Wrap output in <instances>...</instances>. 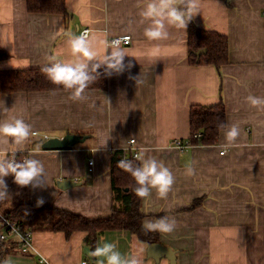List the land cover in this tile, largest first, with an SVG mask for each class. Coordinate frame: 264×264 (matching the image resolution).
<instances>
[{"label":"crops","instance_id":"0c3cea01","mask_svg":"<svg viewBox=\"0 0 264 264\" xmlns=\"http://www.w3.org/2000/svg\"><path fill=\"white\" fill-rule=\"evenodd\" d=\"M143 3L66 0L69 14L64 15L30 11L27 0H0V48L9 54L0 59V69L72 59L68 34L80 35L84 28L91 29L89 35L100 55L110 52L104 44L112 37L132 36L130 44H121L131 55L124 58L125 69L109 76L107 89L87 88L79 100L67 90L2 95L0 119L23 118L32 132L38 131V137L30 135L18 151H29V158L40 160L45 170L36 178L35 188L12 185L10 199L53 205L90 218L110 216L112 152L137 150L163 161L175 178L166 198L153 189L142 200V210L143 222L165 216L176 220L172 233L159 232V242L176 251L177 264H264V107L246 101L249 95L264 97V0H200L195 22L229 38V61L220 68L189 63L188 25L166 24L167 40L148 41L144 28L149 21L140 15ZM149 48L158 52L149 54ZM219 101L227 108V126L218 141L178 150L175 139L189 140L191 135V105ZM233 124L240 135L229 144L223 132ZM68 132L87 139L70 149L43 148L44 135L39 134L61 137ZM17 148L11 138L6 147L0 143V159ZM60 179L80 183L62 188ZM199 198V204L189 208ZM41 199L44 202L38 204ZM87 235L84 230L70 236L63 231L33 230L35 249L24 254L9 243L12 249L4 261L97 262L84 251L85 246L92 249ZM101 237L115 243L122 256L136 255L143 264H171L166 256L160 260L149 256V244L136 233L112 229L97 241ZM41 257L47 261L40 262Z\"/></svg>","mask_w":264,"mask_h":264},{"label":"trees","instance_id":"16d2710c","mask_svg":"<svg viewBox=\"0 0 264 264\" xmlns=\"http://www.w3.org/2000/svg\"><path fill=\"white\" fill-rule=\"evenodd\" d=\"M27 6L30 11L69 14L66 0H27ZM187 23L190 64H213L220 68L229 61V38L226 34L202 27L195 22L193 17ZM7 57H9L7 50L0 48V59ZM43 67L45 66L0 69V98L3 94L14 91L65 90L62 86L54 85L47 79L45 73L41 71ZM105 68L100 67L98 72L92 73L95 80L87 88L107 89L109 87V75L105 72ZM190 125L191 135L189 137L193 144L216 143L221 130L227 126L225 103L219 101L213 104H192ZM199 132L201 134L196 135ZM24 157L29 158V151L8 153L3 159L14 158L21 161ZM125 157L132 160L134 166L140 163L134 159L132 153L124 149L112 152L113 209L110 216L90 218L53 205L36 206L27 199H10V187L17 185L11 175L5 177L8 186L7 195L0 199V210L33 230L63 231L67 236L78 230L87 231V242L92 249L96 246L98 237L112 229H123L136 233L147 244L159 242V231H146L142 227L143 199L134 192L137 185L131 174L118 167V162ZM0 190H3L2 186ZM200 200V198L195 200L189 208L199 204ZM11 249L9 243L0 242V264L4 261L5 254Z\"/></svg>","mask_w":264,"mask_h":264},{"label":"clouds","instance_id":"9594fccd","mask_svg":"<svg viewBox=\"0 0 264 264\" xmlns=\"http://www.w3.org/2000/svg\"><path fill=\"white\" fill-rule=\"evenodd\" d=\"M200 10V0H144L140 10L143 20L149 21L144 28V36L148 41H163L168 39L167 25L176 28H186L187 21ZM187 18V19H186ZM131 37L123 36L113 39L110 43L105 42L104 46L109 51L100 55L94 44V38L90 37L89 32L85 31L80 35L68 34L66 44L71 50L72 59L54 60L50 65L41 69L52 84L62 86L67 90L74 100L82 98L85 89L95 80L92 73L98 72L101 66H106L107 75L120 73L125 69L124 58L129 55L122 43H129ZM149 54L158 52V48H149ZM19 66V65H14ZM24 66H28L27 62ZM131 62L128 66L131 68ZM246 101L255 108L264 107V97L249 95ZM7 111V109H5ZM223 127V126H221ZM31 125L23 118L12 117L10 119H0V143L6 146L11 142L18 146V150L32 135ZM224 139L233 143L240 135L239 127L235 124L230 125L223 132ZM221 155H224L221 152ZM134 159L140 161L139 165L134 166L132 160L121 159L118 167L131 174L136 182L134 188L135 194L146 199L151 195L153 189L156 190L160 198H166L174 184L175 178L169 167L165 166L163 161L151 156L137 154ZM43 163L36 158H25L21 161L15 159H0V199L7 195V184L5 177L13 176L14 183L17 185L37 187L35 180L44 174ZM189 175L192 169L187 170ZM44 201L41 199L38 204ZM142 227L146 231H159L162 234H170L176 228V220L168 217H161L156 220H144ZM92 258L97 259V264H143L140 257L136 255L122 256L117 250L115 243L107 242L101 237L94 249L88 251ZM2 264H11L5 260Z\"/></svg>","mask_w":264,"mask_h":264},{"label":"built area","instance_id":"2783aa9c","mask_svg":"<svg viewBox=\"0 0 264 264\" xmlns=\"http://www.w3.org/2000/svg\"><path fill=\"white\" fill-rule=\"evenodd\" d=\"M85 31L90 32L91 29L84 28L81 34ZM123 36L131 37V41H132L131 34L126 33V34H120V35L112 37L110 42L113 39H116L118 37H123ZM131 41L129 43H122V44H126V45L130 44ZM32 133L36 135L38 134V131L34 130ZM200 134L201 133L199 132L196 135L199 136ZM48 138H49V135L44 134L43 141H45ZM134 142H135L134 138L130 139L129 141L130 148L134 147L133 146ZM175 145L178 148V150L184 151L185 149L191 147L193 143L191 142L190 138L189 140L176 138ZM226 151H227L226 148L221 150V152L223 153H225ZM137 154H139V152L137 150H133L132 156L135 157ZM25 158L27 157H24V159ZM124 159H127V157H125ZM93 161L94 160L91 158L90 162L93 163ZM0 242L12 243L18 248V250L21 253H24V254L30 253L31 251L35 249L33 230L27 225L22 224L18 222L17 220L13 219L11 216L7 215L2 210H0ZM45 261L47 260L44 259L43 257L40 258V262L44 263ZM75 264H97V262H94L90 259H83V260L77 261Z\"/></svg>","mask_w":264,"mask_h":264},{"label":"water","instance_id":"95a60500","mask_svg":"<svg viewBox=\"0 0 264 264\" xmlns=\"http://www.w3.org/2000/svg\"><path fill=\"white\" fill-rule=\"evenodd\" d=\"M87 139V135L68 132L63 136H52L43 142V147L48 149H70L78 143L84 142ZM80 181L72 179H60L58 184L62 188L71 187L79 184ZM89 246H85L84 251L89 256ZM147 254L152 256L156 260H160L161 257L166 256L169 258L171 264H177L176 251L161 242H152L147 246ZM90 257V256H89ZM92 258V257H90Z\"/></svg>","mask_w":264,"mask_h":264},{"label":"rangeland","instance_id":"374dc122","mask_svg":"<svg viewBox=\"0 0 264 264\" xmlns=\"http://www.w3.org/2000/svg\"><path fill=\"white\" fill-rule=\"evenodd\" d=\"M39 135H42V136H43L44 133H43V134H39ZM33 137L37 138L38 136L33 134V135H32V138H33Z\"/></svg>","mask_w":264,"mask_h":264}]
</instances>
